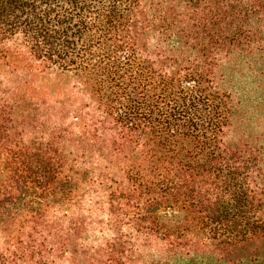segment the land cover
I'll return each instance as SVG.
<instances>
[{
	"label": "trees",
	"instance_id": "obj_1",
	"mask_svg": "<svg viewBox=\"0 0 264 264\" xmlns=\"http://www.w3.org/2000/svg\"><path fill=\"white\" fill-rule=\"evenodd\" d=\"M4 59L82 104L0 80V264H264V0H0Z\"/></svg>",
	"mask_w": 264,
	"mask_h": 264
},
{
	"label": "rangeland",
	"instance_id": "obj_2",
	"mask_svg": "<svg viewBox=\"0 0 264 264\" xmlns=\"http://www.w3.org/2000/svg\"><path fill=\"white\" fill-rule=\"evenodd\" d=\"M0 80L17 102L18 122L25 125L28 135L39 133L55 119L57 100L64 107L82 104L77 80L68 73L38 71L4 59L0 61Z\"/></svg>",
	"mask_w": 264,
	"mask_h": 264
}]
</instances>
